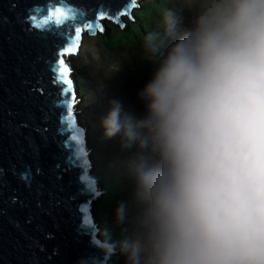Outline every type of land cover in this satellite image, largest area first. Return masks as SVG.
I'll return each instance as SVG.
<instances>
[{"label": "clouds", "instance_id": "9594fccd", "mask_svg": "<svg viewBox=\"0 0 264 264\" xmlns=\"http://www.w3.org/2000/svg\"><path fill=\"white\" fill-rule=\"evenodd\" d=\"M145 2L136 0L133 20L119 15L123 28L107 17L97 19L104 30L95 35L82 28L75 54L62 57L70 68L74 124L88 152L86 172L103 192L88 205L98 250L105 264H264V0H162L157 16ZM183 19L189 27L168 44ZM110 29L129 42V54L106 47L116 33L107 35ZM86 36L94 40L90 60L98 61L100 48L124 54L108 65L119 74L113 90L102 93L93 78L79 81L73 59L82 57ZM85 92L101 94L100 111L113 106L94 117L106 143L117 141L116 154L107 156L120 172L112 182L94 163L91 117L82 118ZM120 103L138 111L132 124L120 122ZM121 131L125 147L139 142L130 153L136 159L123 163L116 162ZM118 227L124 240L115 236Z\"/></svg>", "mask_w": 264, "mask_h": 264}, {"label": "water", "instance_id": "95a60500", "mask_svg": "<svg viewBox=\"0 0 264 264\" xmlns=\"http://www.w3.org/2000/svg\"><path fill=\"white\" fill-rule=\"evenodd\" d=\"M130 4L0 0V264H105L88 214L103 192L86 172L74 92H63L53 68L77 27L96 33L84 25L101 14L119 25L120 14L133 20ZM55 7L72 8L75 19L37 27Z\"/></svg>", "mask_w": 264, "mask_h": 264}, {"label": "rangeland", "instance_id": "374dc122", "mask_svg": "<svg viewBox=\"0 0 264 264\" xmlns=\"http://www.w3.org/2000/svg\"><path fill=\"white\" fill-rule=\"evenodd\" d=\"M166 2L169 3V0H166ZM145 4H146L145 7L147 8V12L150 16L162 15V13L165 9V6H163V4H162V0H161V3L154 1V0H149V2H145ZM185 12L190 14L188 11H185ZM156 22H159V20H156ZM115 32H116V30L110 29L108 31L107 35L112 36ZM122 36L123 35L120 32H116L113 37H110L111 42L106 41V43H105L106 47H108V48L125 47L126 46L125 45L126 39L122 38ZM84 39L90 41L89 36H86ZM93 41H90L89 43H86L83 46V48L81 50V52H82L81 56L82 57L78 56L77 58L73 59V61L78 64L77 65L78 72H76V75L80 76L79 81L82 83H83V78L85 79L84 82H86L85 77L88 78V80H87L88 84L90 82L89 79L93 78L97 83V85H96V83L93 82V84L96 86V88L101 89L103 91L113 90L112 88H113L115 82H117L116 77H118L119 74L116 75L115 68L108 66V65H109V63H113L116 58H117L118 62H121V60H122L121 57L124 58V54L122 52H121V55H119V56L116 53L108 54V51L104 50L103 48H100V54L96 55L97 57L100 56L98 58V61H97V59L90 60V54L92 52L91 45H92ZM99 42H101V40L100 41L98 40V43ZM100 45H102V44H100ZM134 48L138 53L141 49L140 42L134 43ZM123 51L125 53L129 54V49L127 47L123 48ZM140 54L142 56H145L144 51H142ZM98 62L103 63L104 68L100 69ZM140 68L142 71L141 74H144L146 71H148V67L143 62L140 64ZM110 76H115V77L107 78ZM114 78H116V79L114 80ZM84 90H85V88H84ZM87 90H88V86L86 88V92H87ZM86 92L84 95L83 105L81 106V109L83 111L82 112V118L84 121L90 120V117L93 114L92 110L89 109L88 102L86 101V95H87ZM101 122L102 121L99 119L98 120L99 129L97 127L96 129L93 128L90 131V137H92L91 140H92V146H93V152H94V163L96 164V167H98L100 169V174L103 175L102 176L103 180L105 182H112L114 179H117L120 176V172L115 170V169H112L110 167V166H112L111 162H113L114 159L111 158L110 160H108L107 156H108V152H111L112 157L116 154V152H117V141L113 142V141L109 140V144L106 143V141L103 139V132H102V128H101L102 123ZM98 137L102 138V140H101L102 144L94 141ZM122 191H123L122 187L117 188L114 191V193L111 195V198L107 199L106 202H110V201L114 200V197H116V194L121 193ZM114 204L118 205L116 202ZM100 208H104V206L100 205ZM104 217H108V214L106 212H104ZM127 219H128V217H127ZM105 225L109 228L111 225V220L108 222V225L107 224H105ZM120 233L123 234L124 237H122V235ZM117 234L119 235V237H122V239L124 240L126 235H125V230L122 227H118L116 229L115 236ZM135 239H136V236H134V239H132L130 241V244H132L135 241Z\"/></svg>", "mask_w": 264, "mask_h": 264}, {"label": "snow or ice", "instance_id": "6c2138e0", "mask_svg": "<svg viewBox=\"0 0 264 264\" xmlns=\"http://www.w3.org/2000/svg\"><path fill=\"white\" fill-rule=\"evenodd\" d=\"M136 6V0H131V4L129 5V7H134ZM37 11H40V9H37ZM126 14V13H124ZM105 16L104 14H101L99 16V20L104 19ZM32 19L35 21L36 17H32ZM75 19V13L74 10L70 7H55V8H51L48 9L47 13L43 16L42 20L40 23H37L36 26L40 27L41 24L43 25H48L51 23H55L57 25L59 24H63L66 20H72ZM121 27H123L124 25L121 24ZM85 28L87 29H93L95 28L96 30L99 31H103V27L98 23H88L84 25ZM82 29L77 27L75 29V37L74 39L70 42L69 46L67 48H65L63 51H61L59 53L60 57H63L65 55H70V54H75V52L77 51L78 47H79V41H80V33H81ZM92 34H95V32H92ZM58 67H54L53 71L54 72H58V76H57V81L60 83L65 84L67 87L63 89V92L65 94L72 92L73 91V86H72V81L68 78L69 77V73H70V68L68 67L67 64H65L63 58L59 59V61L57 62ZM75 99V96L73 94V101ZM68 103V107H69V111H71V101L67 102Z\"/></svg>", "mask_w": 264, "mask_h": 264}, {"label": "bare ground", "instance_id": "6f19581e", "mask_svg": "<svg viewBox=\"0 0 264 264\" xmlns=\"http://www.w3.org/2000/svg\"><path fill=\"white\" fill-rule=\"evenodd\" d=\"M189 26L186 24V21L185 19H183V22L181 24H179L176 28V33L174 34L173 37H171L169 40H168V44H172L174 43L179 37L178 35H183L184 31L188 28ZM102 92V90H100ZM103 93V92H102ZM101 94L99 95H90L88 96L86 99H87V102L89 104V109L92 110L93 114L91 116V125L93 128H97L96 127V124H95V120H94V117L95 115H98V114H102L103 111L106 113H108L109 111H111L112 107L113 106H110V107H106L107 109L105 110L104 108L101 109V111L99 110V104H104V103H101L102 102V99L100 98ZM121 104V111H120V122L125 125V123H128V124H132L133 121H132V118H133V115H136L138 111H135L132 112L134 110V108H131V105H127V104H123V103H120ZM130 104H133L130 102ZM132 109V110H131ZM103 116V115H102ZM97 124H98V120H96ZM86 126L88 127L89 130H91V128L89 127V124L86 123ZM126 126V125H125ZM138 132L140 133V131L138 130ZM119 134V133H118ZM120 134L123 136L122 138V143L121 145L119 146L118 148V154L116 155L117 159H116V162L118 161L119 163H123V162H126V161H129L130 159H136V156H131V152L134 153V151L138 148L139 146V142H132L131 146L130 147H125V144H126V140L124 138V135H123V131L120 132ZM91 157V156H90Z\"/></svg>", "mask_w": 264, "mask_h": 264}, {"label": "trees", "instance_id": "16d2710c", "mask_svg": "<svg viewBox=\"0 0 264 264\" xmlns=\"http://www.w3.org/2000/svg\"><path fill=\"white\" fill-rule=\"evenodd\" d=\"M142 14L145 15V12H143ZM109 41L111 42V40H109ZM113 42H114V41H113ZM128 43H129V42L126 41L125 44L127 45ZM109 195H110V194H109ZM109 195H107V196H109ZM106 203H107L106 200H104V201L101 202V205H103V206L105 207V206H106ZM112 264H121V262L118 260V261H116V262H113Z\"/></svg>", "mask_w": 264, "mask_h": 264}]
</instances>
